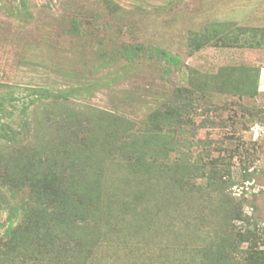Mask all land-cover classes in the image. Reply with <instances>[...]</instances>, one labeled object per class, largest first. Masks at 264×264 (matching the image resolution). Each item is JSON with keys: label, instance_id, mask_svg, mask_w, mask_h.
<instances>
[{"label": "rangeland", "instance_id": "1", "mask_svg": "<svg viewBox=\"0 0 264 264\" xmlns=\"http://www.w3.org/2000/svg\"><path fill=\"white\" fill-rule=\"evenodd\" d=\"M125 44L177 54L182 65L167 76L163 61L128 63ZM244 69L258 79L255 94L226 91ZM73 89L80 90L55 120L49 93ZM33 90L49 98L29 105ZM174 110L181 124L162 126L163 140L148 137L150 115ZM112 117L122 129L105 133L103 151H77L82 128L102 132ZM0 121L17 133L13 142L0 137V223L8 205L33 197L24 187L29 174L10 176L16 159L39 162L64 185L87 159L98 161L92 177L105 182L91 201L97 232L87 235L93 250L84 264H264V0H0ZM202 168H212L216 184L186 199L175 187L165 191L159 177L168 170V180L184 173L207 186ZM44 212L25 231L27 245L41 244L52 227ZM4 231L0 264H30L23 248L5 247ZM240 232L256 244L239 242ZM201 253L205 261L194 262Z\"/></svg>", "mask_w": 264, "mask_h": 264}, {"label": "trees", "instance_id": "2", "mask_svg": "<svg viewBox=\"0 0 264 264\" xmlns=\"http://www.w3.org/2000/svg\"><path fill=\"white\" fill-rule=\"evenodd\" d=\"M206 43L207 44L209 43L208 38L205 39L203 43H201V40H196L190 47L191 51L192 52L197 51L198 49L202 48V46L205 45ZM147 53L145 52L142 45L125 44L122 47L120 55L128 63H133L139 58L145 59L147 57L150 59H157L159 61H163L164 64L166 65L165 68L163 69V72L167 76H170L173 70L179 69V67L182 65V61L179 55L172 54L160 48L150 50ZM240 73L241 75H239V78H236L232 82L227 81L228 79L225 80L217 79L216 82L219 83L221 81H227L226 91L228 92L237 95H247V94H249L250 96L254 95L257 90L258 79L254 78V76L251 73V70L249 69H244ZM189 80H193V79L190 78ZM201 83L203 84L195 85V88L197 91L203 92L206 90L208 86V82L205 81ZM79 90L80 89H73L67 92L63 91L58 95H52L51 93L48 92L50 94V97H52L51 108L52 111H54V115L56 116L55 120H59L61 116L64 114V108L62 106L65 104L63 103V101L66 102L67 104L69 102V99L72 98L75 95V93H78ZM45 92L46 91L33 90L32 93L36 95V99L33 102L29 101V105H33L35 103L34 104L35 106L37 104V101L39 102L43 98L46 99L49 98L48 95H44ZM65 106L66 109H69L67 105ZM72 111H70V114L72 113ZM58 115L59 117H57ZM66 116H69V114L66 113ZM181 117L182 116L176 113L175 110L172 111L171 113L160 114L158 117L150 115L149 119H147L149 125L151 126V130L148 137H153V136L156 137L158 135L157 138L161 139L160 135H161L162 126H165L166 129L173 126H177L181 124L179 123V119ZM71 118L72 120H78V118L73 116H71ZM111 119H114V117L108 119L109 121L108 122L106 121V123L102 125L103 127L102 132L101 131L97 132L95 128L91 129L92 132H89L88 130L87 131L84 130L83 132V128H82V130H80L79 132V135L75 137V140L79 138L77 144L80 146L79 147L76 146L77 151L88 154H90L91 152L100 153V151H103L104 143L100 144V142L106 140L105 133L106 132L110 133L111 137H115L117 135V127H118V133H120L122 129L119 128V126H115L113 120ZM86 124L88 123L86 122ZM66 129L69 132V130H72V126L66 125ZM124 131H128V129H124ZM69 135L70 133L67 134V136ZM16 136L17 133L15 132L14 129H12V127L7 125L6 123H1L0 121L1 138L6 139L9 142H13ZM103 137H105V139ZM132 147L131 148L133 149V152H139V153L141 152L140 151L141 148H138L139 146L133 145ZM16 160L18 161L17 167L15 168V171H12L13 174H10V176H19L21 173L29 174V176L26 175V181L28 183L25 184L24 187H28L30 189L33 197L31 198L30 202L27 201V203L24 204L22 203L12 206L8 205L10 208L8 211L9 213L7 219L3 223H0V231L3 228L5 229L3 233V238L7 240L5 247L9 249L18 246L23 248L25 250L24 258L25 260L28 258L27 260L28 262H30V264L86 263L85 261L90 260L93 250L92 246L88 243V240H86L87 235H91L97 232L96 227H94V225H91L92 223L90 221L91 215L93 214V211H91L90 209L92 205L91 201L96 199V197H100L99 194L100 192H102L104 188V187L101 188L102 187L101 180L105 182L104 175L101 179H99L98 177H92L91 171L92 169L97 168L96 165L99 164L98 161L92 163L89 160L85 159L86 163H84V166H76L80 171V172L77 171V176L72 177L71 181L68 180L67 181L68 183L64 185L58 180L57 175L52 176L43 173L42 171H46L47 168L42 169L43 165H41L39 162H35V161L33 162L31 156H28L27 158L28 161L33 162L31 164L23 163L18 159ZM73 165L74 162L72 166ZM37 166L38 169L36 170ZM30 168L34 169L33 170L34 173H31L29 171ZM153 168L154 166H152L151 169ZM180 169L181 167L179 164L174 165L172 167V171L175 174L182 173ZM68 170L70 171L71 176H75V167H67L66 171ZM197 170L198 169H196L195 171ZM202 170L205 173V169L202 168ZM159 173H160L159 176L160 178L166 179V181H164L165 184L164 190L172 191V188L175 187L177 188V191L175 193L181 195V197L185 199L189 195L193 194L197 189L203 192L211 190V188L213 187V185L216 184L217 181L213 176L212 168L208 170V175L205 173L206 174L205 177H207L206 179L208 185L201 187H198V184L195 183V180H191L184 173L180 175L182 176L181 178L177 177V179H175L174 177H171L172 180H168V174H169L168 170L162 172L161 169ZM183 191H186V193H183ZM16 198L17 197H15V199ZM5 202L7 203L8 201L5 200ZM34 204H39V206L34 207L33 206ZM43 206H48V209L49 207H53V208L48 212L46 211L48 209H42ZM42 211H45L44 212L45 218L46 217L51 218V221L54 223L51 228L43 232L42 238H40L41 240H39L41 241V244L37 243L36 246L34 247L32 246V244L27 245L29 239L31 238L29 237L28 234H25V231L27 233V230L36 224L35 221L41 218ZM184 221H182L181 223L183 224ZM16 223L19 224L16 225ZM77 233H80V236L82 238L74 237V235ZM241 233L242 232H240L239 234V242L242 243L248 240V242H250L249 245L253 246L256 244L254 243L256 242L255 240L253 242L251 239H248L245 235L241 236ZM251 246H249L250 247L249 250L251 249ZM255 251L256 250H252L250 252L256 254ZM27 253H28V257H27ZM2 255L3 253L0 252V256ZM197 260L205 261L204 254L201 253L197 259H194V262H196ZM187 264H191V262ZM255 264H263V261H258Z\"/></svg>", "mask_w": 264, "mask_h": 264}]
</instances>
